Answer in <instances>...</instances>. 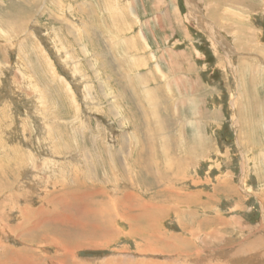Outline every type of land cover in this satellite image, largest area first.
<instances>
[{
	"label": "rangeland",
	"instance_id": "rangeland-1",
	"mask_svg": "<svg viewBox=\"0 0 264 264\" xmlns=\"http://www.w3.org/2000/svg\"><path fill=\"white\" fill-rule=\"evenodd\" d=\"M0 264H264V0H0Z\"/></svg>",
	"mask_w": 264,
	"mask_h": 264
},
{
	"label": "bare ground",
	"instance_id": "bare-ground-1",
	"mask_svg": "<svg viewBox=\"0 0 264 264\" xmlns=\"http://www.w3.org/2000/svg\"><path fill=\"white\" fill-rule=\"evenodd\" d=\"M36 1V0H35ZM28 3V2H27ZM24 4V3H23ZM10 17V16H9ZM10 21V20H9ZM6 23V22H5ZM206 29V28H205ZM216 34H217V32H215ZM214 38V37H213ZM221 44V43H220ZM255 105V104H254ZM161 121H162V119L161 120H159L158 119V122H160L161 123ZM163 122V121H162ZM159 127H162V124L161 125H159ZM161 129V128H160ZM112 155V154H111ZM131 157H132V155H131ZM142 159H144V158H142ZM110 160V159H109ZM138 162H139V158H138ZM149 162V161H148ZM135 165H136V160H134V162H133ZM145 163H147V162H145ZM107 162H106V166H107ZM134 164H131V165H134ZM108 168H106V170L107 171H109V172H111L112 174L110 175V178L111 179H114L113 178V175H115V177H116V174L119 172H122L123 174H124V176L126 175V173H127V171H128V169L127 168H129V166H127L125 169H127V170H124V167H120V166H117L116 164H115V166L114 167H111V166H107ZM141 168V167H140ZM149 168H150V165L147 163V164H143V169L145 170V173H147V171H149ZM117 170V171H116ZM119 170V171H118ZM116 171V172H115ZM125 171V172H124ZM147 175V174H146ZM149 175V174H148ZM119 178V177H118ZM130 178V177H129ZM108 179V178H107ZM146 179V178H145ZM125 183H126V178H124V179H122ZM117 182V181H116ZM147 182H151V181H147ZM155 183H156V181H155ZM131 186H130V188H132V189H134V184L132 185V184H130ZM86 186V185H85ZM104 189V188H103ZM135 190V189H134ZM111 191V190H110ZM125 191V190H124ZM128 191H130V190H128ZM95 192V191H94ZM127 192V191H126ZM134 192V191H133ZM75 193V192H74ZM111 193V192H110ZM90 194H92V193H90ZM119 194V193H118ZM122 194H123V192H122ZM75 195H77V194H75ZM97 195V194H96ZM95 195V196H96ZM120 195V194H119ZM124 195V194H123ZM134 195V194H133ZM86 196V195H85ZM94 196V195H93ZM94 196V197H95ZM103 196H104V194H103ZM136 196V195H135ZM87 197V196H86ZM94 197H92V198H94ZM83 198V197H82ZM88 198V197H87ZM108 198V197H107ZM129 198V197H128ZM132 198V197H131ZM130 198V199H131ZM105 199H106V197H105ZM109 199H110V197H109ZM93 200V199H92ZM95 200V199H94ZM101 200V199H100ZM108 200V199H107ZM110 200H114L115 201V199H110ZM117 200V199H116ZM134 200V199H133ZM87 201H88V199H87ZM104 201V200H103ZM102 200L101 201H99V203H100V205L101 206H99V208L98 209H96V210H94L93 212H92V218L91 219H98V217H99V215H103V212L104 211H106V210H104L103 209V207H106L105 205V201L103 202ZM82 202V201H81ZM90 202V201H89ZM94 202V201H93ZM92 202V203H93ZM96 202V201H95ZM111 202V201H110ZM117 202V201H116ZM144 202V201H143ZM143 202L141 201V204H139L138 203V205H136L135 206V204H137V203H132L131 204V202L130 203H128V202H123V203H121L120 205H118V206H120V207H128V209L126 210V215H129V217H131V220H136V219H141V218H146V220H147V226H145L144 227V229H141L140 231H138V228L141 226H139V227H137L136 229H135V233H137V235H142V236H149V235H152L153 234V228H155L157 225H155V222L157 221L156 219H159V217H161L162 215H163V213H166L165 212V210H157V211H155V210H148V209H146V210H144V208H143V206H142V204H143ZM91 203V202H90ZM106 203H108V202H106ZM113 203V202H112ZM81 204V203H80ZM115 204H117V203H115ZM87 205V204H86ZM141 205V206H140ZM83 206V205H82ZM94 206H96V204H94ZM114 206V205H113ZM117 206V207H118ZM117 207H110V208H108V206H107V212H106V216H110V214L112 213V211L113 210H115V213L117 214V215H121V216H124L123 214H122V212H120V211H117ZM95 208H97V207H95ZM136 208H138L139 210L137 211V209ZM26 209V208H25ZM92 211V210H91ZM82 213V212H81ZM87 213V212H86ZM83 214V213H82ZM89 214V213H88ZM87 214V215H88ZM154 214V215H153ZM84 215V214H83ZM105 216V217H106ZM81 217V216H80ZM101 217V216H100ZM76 218V217H75ZM83 218V217H82ZM125 218H126V216H125ZM84 219V218H83ZM102 219V218H101ZM100 219V220H101ZM104 219V218H103ZM107 219V218H106ZM78 220V219H77ZM86 220V219H85ZM97 221V220H96ZM100 222V221H99ZM104 222V221H103ZM84 223V222H83ZM86 223V222H85ZM91 223V222H90ZM93 224V223H92ZM111 225V224H110ZM143 228V227H142ZM97 233V232H96ZM87 235H88V233H86ZM85 234V235H86ZM89 234H93V232H91V233H89ZM86 235V236H87ZM59 236V235H58ZM164 239H166L165 237H163ZM163 238H160V240H164ZM167 240V239H166ZM183 241H185L186 243H188L189 244V240H187V239H184ZM27 262H29L28 260H25V263H27Z\"/></svg>",
	"mask_w": 264,
	"mask_h": 264
}]
</instances>
